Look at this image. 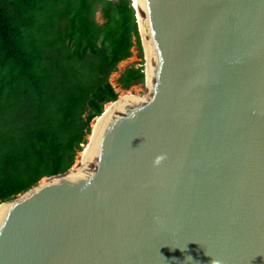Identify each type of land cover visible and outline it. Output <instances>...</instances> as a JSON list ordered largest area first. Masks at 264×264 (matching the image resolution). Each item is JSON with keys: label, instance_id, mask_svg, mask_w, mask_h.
<instances>
[{"label": "water", "instance_id": "water-1", "mask_svg": "<svg viewBox=\"0 0 264 264\" xmlns=\"http://www.w3.org/2000/svg\"><path fill=\"white\" fill-rule=\"evenodd\" d=\"M135 2L149 94L0 203V264H264V0Z\"/></svg>", "mask_w": 264, "mask_h": 264}, {"label": "trees", "instance_id": "trees-1", "mask_svg": "<svg viewBox=\"0 0 264 264\" xmlns=\"http://www.w3.org/2000/svg\"><path fill=\"white\" fill-rule=\"evenodd\" d=\"M134 45L131 0H0V203L71 168ZM143 80L131 66L117 83Z\"/></svg>", "mask_w": 264, "mask_h": 264}, {"label": "rangeland", "instance_id": "rangeland-1", "mask_svg": "<svg viewBox=\"0 0 264 264\" xmlns=\"http://www.w3.org/2000/svg\"><path fill=\"white\" fill-rule=\"evenodd\" d=\"M131 5H132V1H131ZM134 13H135V11H134ZM95 19L98 23H102L103 20L101 18L99 11L96 12ZM139 47L140 48H138L136 45H134L131 49V56L129 58L121 61L120 63H118L116 70L114 72H112L108 78L110 84L114 87L115 91L118 93V97H117L118 99L122 95L143 96L147 92L148 85H147V82H145L144 80L138 84L131 85L127 89L121 88L117 83V79H118L119 75L123 72L124 69H126L128 67H131V66L142 67L143 72H145L146 57H145V53H144L142 45H141L140 36H139ZM106 105L107 104L104 105V110H105ZM94 121H95V118L90 122V125H89L90 129H92V124ZM89 136H90V134L86 136V143L83 144L81 150L77 152L75 159H74V163L71 166V169L76 164L77 159L80 156V152L87 145Z\"/></svg>", "mask_w": 264, "mask_h": 264}, {"label": "bare ground", "instance_id": "bare-ground-1", "mask_svg": "<svg viewBox=\"0 0 264 264\" xmlns=\"http://www.w3.org/2000/svg\"><path fill=\"white\" fill-rule=\"evenodd\" d=\"M132 2H133V6H134V8L136 10V15H137V18H138L139 29L141 31L137 5H136L135 0H133ZM141 35H142V32H141ZM142 39H143V36H142ZM143 46H144V53H145V57H146V69H145L146 82H147V85H148V66H149V60H148V56H147V52H146L144 40H143ZM147 92H148V88H147ZM148 94H149V92H148ZM143 98H145V96L122 95V96H120V98L116 102H114V103H108L106 105L105 110H104V114L101 117H98L97 120L93 122V124H92V131H91L90 136L88 138V143L83 148V150L80 152V156L78 157L76 164L73 166L71 173L77 171L80 168V166H81L82 162L84 161V159H85V157H86V155H87V153L89 151V148H90V146L92 144V141H93L94 136L96 134L97 128L104 121V119L109 115V113L114 109V107L117 104H119L121 102H124V101H126L128 99L141 100ZM49 181H51V180H44V182L40 186H43L44 184L48 183Z\"/></svg>", "mask_w": 264, "mask_h": 264}]
</instances>
